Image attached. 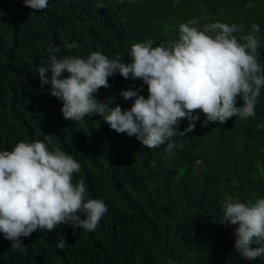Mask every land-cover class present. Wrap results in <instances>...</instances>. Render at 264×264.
Segmentation results:
<instances>
[{"label":"trees","instance_id":"trees-1","mask_svg":"<svg viewBox=\"0 0 264 264\" xmlns=\"http://www.w3.org/2000/svg\"><path fill=\"white\" fill-rule=\"evenodd\" d=\"M0 264H264V0H0Z\"/></svg>","mask_w":264,"mask_h":264}]
</instances>
